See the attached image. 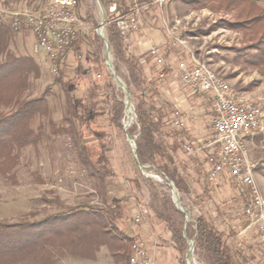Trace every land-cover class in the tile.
Returning a JSON list of instances; mask_svg holds the SVG:
<instances>
[{
	"label": "rangeland",
	"instance_id": "1",
	"mask_svg": "<svg viewBox=\"0 0 264 264\" xmlns=\"http://www.w3.org/2000/svg\"><path fill=\"white\" fill-rule=\"evenodd\" d=\"M45 1L0 0V19L3 22L7 21L10 30L6 52L15 56L31 57L40 70L37 78H29V88L25 93V98L32 99L44 96L50 109L48 117L36 118L32 123V128H36L39 124L44 127L43 140L34 147L31 145L25 147L18 155L16 154L17 158L15 160L8 159L5 163L0 162V222L7 224L33 223L57 214H67L76 210L89 211L92 208L103 207L99 187L87 168L81 163L76 142L74 143L69 134L58 135L49 128V124L53 123L56 126L68 129V124L64 120L66 116V97L63 87L65 86L74 101L83 99L91 102L93 118L96 121L93 122L90 131L83 132L84 137L90 142V152L93 153V156L98 153L99 142L110 148L108 152L110 163L116 177L125 186L124 197L127 202L132 203L131 198L144 204L150 209L152 218L155 219V215L150 208L153 197L156 198V204H160L161 194L168 193L174 208L183 214V230H185L186 225H189L190 231H195V221L198 218H209L205 212L204 204L208 198H211L207 195L211 184L206 179V169L209 166L203 160L206 159L207 153L211 149L196 145L195 155L205 154V157L203 156L204 159L202 158V162L199 163L198 167L194 169L187 167L188 163L197 158L195 155L187 154L183 149V141H178L180 137L185 136V128L177 130L170 125L172 114L175 111L181 113L173 104L165 101V98L169 96L162 91V88L166 87L170 81L166 77L156 84L157 96L152 97L153 99L150 95L142 97L139 91L133 89L128 90V93L122 90L121 86L112 77L111 70L105 64L103 41L101 39V43L97 41V38L99 39L97 30L102 21V12L97 0H77V13L83 28L79 31L78 43H73L62 57L50 62L46 58L34 54L32 40L28 35H25L28 32L13 31L10 27V20L14 15L23 12L25 9H30L34 5H42ZM103 1L104 3L100 0L106 12V20L103 24L102 33L107 39L105 26L114 15V11L111 9L119 5L126 7L127 4L130 5L132 2L125 0ZM152 1L148 3L151 4ZM136 2L141 5L138 0ZM256 3L259 6H264L262 0H258ZM143 8L142 21L145 18V21L147 20L152 27L161 28V32L165 31L164 23L172 30L176 28L174 32L186 41L189 53L197 61L207 64L213 71L222 76L240 96L260 106L264 111V75L258 69H253L243 63L242 60L237 59V53L232 50L248 45L245 42L247 37L240 32L219 27L209 30L217 22L231 19V14L222 10H194L187 4L186 0H167L161 9L154 7L146 9L145 6ZM89 16H92L93 20H90ZM175 21H178V24L172 28ZM98 43L100 46H98ZM98 47H101L100 51ZM110 49L112 50L111 65L116 71L118 70L117 75L126 86V69L116 62L114 51L111 47ZM169 49L171 50L170 54L169 52L165 54L167 59L171 57L184 58L187 55L185 49L173 46ZM134 53L137 58L133 59L144 75V72L150 70L152 66L151 60L146 58L145 62H140V56H138L135 49ZM79 55L82 56L83 62L78 59ZM2 58L0 56V60ZM127 94L130 97L128 104L132 112L131 114L128 113V118L133 119L132 124L125 131L122 121L120 128L110 125L107 119L110 116L112 96L123 102V119H125ZM203 99L201 101L204 105L205 114L199 120V127L205 139L204 141H208L212 136V114L207 99ZM140 102L143 103V109L148 111L155 122L161 121L164 124L165 127L161 128L158 136L159 142L166 152L171 151L175 141L179 146L173 154L172 163L168 161L166 156L157 158V161L159 166L165 165L170 174H176L185 182L186 191H179L172 183L176 189L180 208L183 209V212L176 208L167 181L158 174L161 171L156 168L157 172L154 169L140 168L127 140V130L135 124L134 107ZM194 123L192 121V124ZM262 124H264V121ZM133 139L135 141L134 137ZM262 148L255 150V161H264V140ZM164 180L166 185L163 182ZM225 180H227L225 185L228 186V189L239 191V198L244 199L245 207L248 194L242 195L241 186L231 182L227 177ZM146 181H151L152 184ZM212 186H215V184ZM227 192L220 189L218 198L224 200L228 197ZM243 196L246 197L242 198ZM245 221L248 223L246 219ZM164 229L170 232L167 228L164 227ZM253 235L248 245L251 247L250 252L246 250L244 252L245 258L252 260V264H264V240L256 229ZM170 237L171 243H173L172 236ZM189 241L193 242L192 240L186 241V249L183 254H180L174 246L179 255V263L183 259L184 263L187 264L186 258L189 255V262L201 264L194 252L193 254L188 253ZM102 248L105 249V247ZM103 251L106 253L105 250ZM54 254V264H65L66 260L71 257L60 250H55ZM105 257L108 259L107 253Z\"/></svg>",
	"mask_w": 264,
	"mask_h": 264
},
{
	"label": "trees",
	"instance_id": "2",
	"mask_svg": "<svg viewBox=\"0 0 264 264\" xmlns=\"http://www.w3.org/2000/svg\"><path fill=\"white\" fill-rule=\"evenodd\" d=\"M151 1L138 0L139 3ZM256 1L258 0H186L194 10H222L231 14V19L219 21L209 30L219 27L240 32L247 37L245 42L248 45L232 50L237 53V59L253 69H258L264 75V6L257 5ZM101 2L104 3L103 0ZM116 12H120L119 8H116L114 13ZM89 19L93 20L92 16H89ZM105 31L116 62L126 69L127 89L139 91L142 97L150 95L155 98L158 80L147 79L136 61L126 57L118 24L107 23ZM9 34L7 21L0 19V56L3 57L0 60L1 163L8 159L15 160L16 154L25 147H34L43 140L44 127L39 124L32 128V123L36 118L48 117L50 113L44 96L25 98L29 78H37L40 70L31 57L15 56L6 52ZM97 41L101 43L100 38H97ZM100 48L98 47L99 51ZM63 91L66 97L64 120L68 129L53 123L49 124V128L58 135L69 134L74 143L76 142L81 163L99 187L103 207L57 214L33 223L0 222V264H54L55 250L63 251L71 257L94 261L101 247L108 250L114 264H128L132 238L127 233L128 205L122 195L125 186L116 177L110 163V148L99 142L98 153L93 156L90 152V142L83 132L90 131L96 121L93 118L91 102L83 99L74 101L65 86ZM142 104L140 102L134 107L135 124L127 130L128 135L135 138L138 165L160 170L176 189L186 191L183 179L176 174H170L168 168L165 165L159 166L157 161V158L166 156L172 163L173 154L179 147L177 142L173 143L171 151L167 153L158 136L161 128L165 127L164 124L161 121L155 122L148 111L143 109ZM123 111V102L112 96L110 116L107 119L110 125L121 128ZM146 182L152 184L151 181ZM163 182L166 185L165 180ZM240 189L242 195L248 194L245 187ZM160 202L156 204L154 196L150 208L158 224L170 231L173 244L180 254L185 252L186 241L192 240L194 254L201 264H252V260L245 258V250L242 247L227 244V237L218 231L214 223L200 217L195 221V231H190L189 225L183 230V214L174 208L170 195L162 193ZM180 264H185L183 259Z\"/></svg>",
	"mask_w": 264,
	"mask_h": 264
},
{
	"label": "built area",
	"instance_id": "3",
	"mask_svg": "<svg viewBox=\"0 0 264 264\" xmlns=\"http://www.w3.org/2000/svg\"><path fill=\"white\" fill-rule=\"evenodd\" d=\"M132 3L126 7L119 5L120 12L114 13L110 22L117 23L123 39V51L127 58L135 59L134 47L128 39L131 33L142 30L141 14L143 7L136 0H125ZM167 0H153L151 5L161 9ZM77 0H46L42 5H34L30 9L14 15L10 20V27L15 32H28L34 38L33 53L46 58L48 61L58 60L64 55L73 43H78V34L83 24L77 13ZM126 11L122 13V11ZM178 21L174 22L172 28L176 27ZM163 43L164 47H177L187 50V55L173 59L165 58V48L161 45H151L148 49V57L156 68L155 78L158 81L170 74L180 86L193 96L205 97L209 103L212 114L210 140L203 141L201 148H210L206 161L209 166L207 171V182L211 185L219 182L221 177H228L231 182L236 183L248 190V199L243 209L250 227H254L260 237L264 240V195L259 190L253 175L257 164L249 162L245 146L248 136L254 134L259 128L264 111L260 106L240 96L222 76L213 71L207 64L197 61L186 45V41L164 23ZM103 36V25L98 28ZM166 35V36H165ZM104 37V36H103ZM105 38V37H104ZM102 40V39H101ZM103 41V40H102ZM105 47V64L110 70L112 50ZM78 59L83 62L81 55ZM56 71V68L54 69ZM125 119L122 125L126 129L132 124L128 102L125 104ZM128 118V120H126ZM170 125L177 130L185 128L184 115L179 111L172 114ZM183 149L189 155H194L196 143L184 140ZM132 146L133 143L130 142ZM175 189V188H174ZM171 192V190H170ZM176 194V189H175ZM172 198L174 194L171 192ZM177 195V194H176ZM133 202L132 215L129 221L132 232V244L128 264H156L148 239L152 245H157V240L150 234L152 225V213L144 204L131 199ZM180 206V204H179ZM188 220V218H187ZM189 264V260H187Z\"/></svg>",
	"mask_w": 264,
	"mask_h": 264
},
{
	"label": "crops",
	"instance_id": "4",
	"mask_svg": "<svg viewBox=\"0 0 264 264\" xmlns=\"http://www.w3.org/2000/svg\"><path fill=\"white\" fill-rule=\"evenodd\" d=\"M140 4L142 7H147L146 9H148L149 7H154L148 2L145 3L147 6L144 3ZM148 23L149 22L147 20L145 21L144 18L142 21V30L138 33H131L128 37L131 42V45L137 51L138 56H140V62H145L146 58L149 59L148 49L151 45H161L163 49L165 48V54H167L166 52H169V54L171 52L168 47L163 46L164 35L163 32L160 31L161 28L156 29ZM25 35H28L31 38L33 44L34 38L32 34L26 33ZM170 59L173 58L171 57ZM151 64L152 66L150 67V70L144 72V76L147 79L155 78L156 68L152 62ZM167 78L170 82L166 87L162 88V91L165 94H168L169 96L165 98V101H168L170 104H173L174 107L179 109L184 115L186 134L182 137H185L187 140L195 142L197 146H202L201 143H203L205 139L203 138V135L200 131L199 120L205 114L204 105L201 101L204 100L203 98L205 97L189 95L183 88H181L178 81H176V79H174L170 74L167 75ZM263 119L261 123L264 121ZM192 121H194L195 123L192 124ZM182 137H180L181 141L183 140ZM263 140L264 124H260V129L256 133L246 138L245 146L249 162L257 164V167L253 171V175L259 190L264 195V161H255L254 159L256 156L255 150L259 148L263 149ZM203 156L205 157V154H196L195 157L197 159H194V161L188 163L187 167L189 169H194L198 167L199 163L202 162V158L204 159ZM203 162L207 164L206 159L203 160ZM206 170L208 171V168ZM225 178L226 176L221 177V179L218 183L215 184V186L211 185L208 189L207 195L211 198H208L204 204L205 212L209 216L207 220L214 223V225L218 228V231L220 233H223L227 237V244L231 245L232 247L233 245H236L237 247H242L244 250L250 252L251 247H249L248 245L250 244V239L252 238V236H254L253 232L255 228L250 227L249 224L245 221L246 218L243 215V207L245 203L244 199L239 198V191H231L230 189H228V186L225 185V182L227 181L225 180ZM220 189L225 190V192L228 191V197L224 200L218 198ZM122 195H124V193ZM127 205V214L130 221L133 205L132 203L128 202ZM152 220L153 224L150 228V234L157 240L158 243L155 247L152 245L151 239H148V243L149 248L151 250V255L153 256L155 263L180 264L178 252L175 250L173 243H171L170 232L164 229L162 225H159L154 218H152ZM127 233L131 236V238L134 235L130 224H128L127 226ZM230 234L232 235L231 237ZM103 250H105V252L108 254V259L105 257L106 253H104ZM65 264H114V262L110 257L108 250L106 248L103 249L101 247L99 252L96 254V259L94 261L85 260L77 257H70L66 260Z\"/></svg>",
	"mask_w": 264,
	"mask_h": 264
},
{
	"label": "water",
	"instance_id": "5",
	"mask_svg": "<svg viewBox=\"0 0 264 264\" xmlns=\"http://www.w3.org/2000/svg\"><path fill=\"white\" fill-rule=\"evenodd\" d=\"M97 4H98V6H99V8H100V10H101V12H102V21H101V23L99 24V27H100V26H102V25L104 24V22H105V20H106V12L104 11V9H103V7H102V5H101L100 0H97ZM111 10L114 11V7H113ZM97 34H98L99 38L102 39V40L105 42V44H106V46H107V48H108V47H109V44H108L107 39L104 38V37L99 33V31H97ZM106 63H108V66H109V68H110V70H111L112 77L114 78V80H115V81L121 86L122 90H123L125 93H128V89H127V87L125 86L124 83L121 82V80L119 79V77H118V75H117V71L114 69L113 65L109 64L107 58H106ZM129 98H130V97H129L128 94H127V100H126V101H127L128 103H129V100H128ZM126 137H127V140L129 141V143H130V142L133 143V145H132L131 147H132V151H133L134 157H135V159H136V161H137V156H136V144H135V141H134L133 137H131V136L127 135V134H126ZM137 164H138V161H137ZM138 166H139V165H138ZM139 167H140V168H144V169H154V170L157 172V170H156L155 168L150 167V166H148V167H146V166H139ZM158 174H159V176L163 177V178L167 181V185H168V187L170 188L171 192L174 194L173 202L175 203L176 208H177L179 211L183 212V209L180 208V206H179V199H178V196L175 194V189H174V187H173V184H172L171 180H170L168 177H166L165 175H163L162 173H160V172H158ZM193 252H194V243L191 242V241H189V251H188V253H192V254H193ZM187 260H189V255H187Z\"/></svg>",
	"mask_w": 264,
	"mask_h": 264
},
{
	"label": "bare ground",
	"instance_id": "6",
	"mask_svg": "<svg viewBox=\"0 0 264 264\" xmlns=\"http://www.w3.org/2000/svg\"><path fill=\"white\" fill-rule=\"evenodd\" d=\"M189 264H195V263L191 261V262H189Z\"/></svg>",
	"mask_w": 264,
	"mask_h": 264
}]
</instances>
